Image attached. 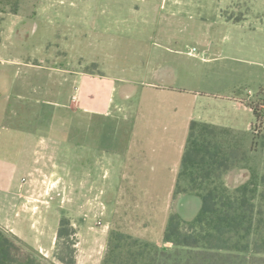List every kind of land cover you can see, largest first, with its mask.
<instances>
[{
	"label": "rangeland",
	"instance_id": "374dc122",
	"mask_svg": "<svg viewBox=\"0 0 264 264\" xmlns=\"http://www.w3.org/2000/svg\"><path fill=\"white\" fill-rule=\"evenodd\" d=\"M249 105L264 107V0H0V209L13 227L33 169L64 166L48 223L69 218L76 264H100L113 232L170 246L192 135L221 147L216 185L259 184ZM56 247L34 251L59 264Z\"/></svg>",
	"mask_w": 264,
	"mask_h": 264
},
{
	"label": "trees",
	"instance_id": "16d2710c",
	"mask_svg": "<svg viewBox=\"0 0 264 264\" xmlns=\"http://www.w3.org/2000/svg\"><path fill=\"white\" fill-rule=\"evenodd\" d=\"M249 108L257 134L264 127V107ZM221 153L217 143H196L193 135L188 140L179 176L187 178L192 193L180 197L165 228L163 242L170 246L113 232L100 264H264V177L259 184L250 180L232 189L216 185L213 178L224 165ZM76 234L62 217L54 254L59 264H76ZM0 264L54 263L0 230Z\"/></svg>",
	"mask_w": 264,
	"mask_h": 264
},
{
	"label": "crops",
	"instance_id": "0c3cea01",
	"mask_svg": "<svg viewBox=\"0 0 264 264\" xmlns=\"http://www.w3.org/2000/svg\"><path fill=\"white\" fill-rule=\"evenodd\" d=\"M51 163L52 167L47 175H40L42 174L41 168L33 169L34 181L27 190L28 197L26 203L15 207L13 216L16 220V224L13 225V227L12 223L7 222L10 216L0 209V229L7 230L24 244L41 253H52L58 230V226L56 228H51L52 224L49 225L48 221L51 202L55 198L58 199L60 194L51 193L49 185L51 182L54 184L58 179H63L59 171L64 170V166H60L58 162L55 163L54 161H51ZM65 172L68 173L67 168ZM38 186L41 187L39 190H37ZM3 194L6 195L7 193L3 192ZM21 195L22 194H20V197ZM38 202L43 204L44 210L41 209V206H37L36 203ZM60 203H62V200L59 201V204ZM27 222L32 230V238L30 239L31 244H27L28 242L26 243L24 227Z\"/></svg>",
	"mask_w": 264,
	"mask_h": 264
},
{
	"label": "flooded vegetation",
	"instance_id": "af4514ba",
	"mask_svg": "<svg viewBox=\"0 0 264 264\" xmlns=\"http://www.w3.org/2000/svg\"><path fill=\"white\" fill-rule=\"evenodd\" d=\"M21 31H22V32H24V33L26 32V30H25L24 28H23V29H21Z\"/></svg>",
	"mask_w": 264,
	"mask_h": 264
}]
</instances>
